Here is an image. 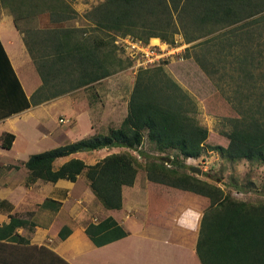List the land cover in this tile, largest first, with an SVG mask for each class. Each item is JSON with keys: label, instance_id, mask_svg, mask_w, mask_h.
<instances>
[{"label": "trees", "instance_id": "trees-1", "mask_svg": "<svg viewBox=\"0 0 264 264\" xmlns=\"http://www.w3.org/2000/svg\"><path fill=\"white\" fill-rule=\"evenodd\" d=\"M9 1L21 32V13L25 9L34 15L48 13L55 24L78 16L66 0ZM85 18L92 25L91 30L100 33L54 26L41 29L34 36L23 27L27 31L25 44L43 81L31 98L0 42V106L5 108L0 111V119L75 88L92 86L123 69L115 57V40L127 35L145 44L159 38L169 45L175 44L177 35H183L184 42L190 44L188 56L212 76L239 116L230 119L231 129L224 133L229 138L227 146L206 145L209 129L194 115L196 108L189 93L163 66L141 68L130 93L128 114L120 125L32 154L25 162L29 170L27 183L38 179L57 182L61 178L76 181L85 174L90 188L106 208L121 209L123 187L134 185L139 173L136 158L129 151L138 150L148 141L155 151L174 154L171 163L162 156L149 160L148 225L151 219L158 218L164 197L175 200L186 193V198H205L207 209L196 245L202 263L264 264V202L235 199L221 187L200 179L186 164L187 159L199 158L206 150L216 151L230 162L264 164V0H104L90 9ZM108 45L112 47L106 49ZM51 87L56 90L47 94ZM14 139L13 133L4 132L1 147L11 148ZM108 147L123 150L95 164L71 157L55 167L58 159ZM29 224L33 225L11 215L10 222L0 227V264H25L30 255L23 248L29 247L17 230ZM86 232L97 246L128 235L112 216L89 224ZM70 233L71 229L65 226L60 237L64 239ZM7 238L16 243L15 253L1 243ZM57 262L69 264L60 257Z\"/></svg>", "mask_w": 264, "mask_h": 264}, {"label": "crops", "instance_id": "crops-1", "mask_svg": "<svg viewBox=\"0 0 264 264\" xmlns=\"http://www.w3.org/2000/svg\"><path fill=\"white\" fill-rule=\"evenodd\" d=\"M0 42L27 96L31 98L43 83L42 79L41 81L34 79L35 71L40 78L42 77L27 49L24 34L17 28L14 17L9 14L0 17ZM110 77L95 82L100 83L97 91L102 94L101 103H88L87 108L84 105L81 110L76 108V103H79L81 99L80 90L86 88L84 86L39 104H32L23 111L0 119V137L4 132L15 135L11 148H3L0 145V155H9V158L3 159L9 163L5 162L0 171V227L10 222L11 215L26 219L33 224L17 230V233L27 240L24 244L29 247L23 248L30 255L26 257L25 264H52L55 260L57 264L58 257L69 264H176L175 253L187 257L183 264H203L196 245L202 218L207 209L205 198L197 196L186 198V193L175 200L164 197L158 209V218H153L152 212L153 219L148 225L151 190L147 174L142 176L139 173L134 185L123 187V207L117 210L108 209L101 203L90 188L85 174H81L76 181L61 178L57 182L38 179L27 183L29 170L25 162L32 154L45 150L42 148V151L32 152L36 146L27 140L29 133L23 129L22 124L29 118L36 116L42 118L43 112L50 108L47 106L55 105L54 99L61 100L63 98L60 97L78 91L72 95L74 113L72 120L76 122L75 125L80 116L85 115L86 112L90 136L107 132L110 126L120 125L127 116L129 100L128 98L125 101L123 109L118 112L115 107L117 102L105 100L111 82ZM122 87L118 86L115 92L117 97L118 92L120 94L123 92L120 90ZM4 109L0 106V111ZM109 114H113L110 119L107 118ZM65 132L68 134L70 131ZM64 144L67 142L62 145ZM120 150L121 147H108L92 152L99 156L96 152L105 151L106 153L101 157L103 159ZM71 157H74V154L65 157L58 167ZM96 162L86 161L87 164ZM7 164L11 165L7 166ZM12 165L14 167L10 168ZM171 201L174 204H171ZM110 216L125 228L128 235L97 246L87 234L86 229L89 224H98ZM65 226L71 229V233L62 239L60 231ZM1 243L15 253V242L7 238Z\"/></svg>", "mask_w": 264, "mask_h": 264}, {"label": "rangeland", "instance_id": "rangeland-1", "mask_svg": "<svg viewBox=\"0 0 264 264\" xmlns=\"http://www.w3.org/2000/svg\"><path fill=\"white\" fill-rule=\"evenodd\" d=\"M66 1L76 9L78 16H74L63 23L55 24L50 19L48 13L34 15L30 9H25L24 14L21 13L24 17L20 19V25L22 26L20 29L23 30L22 33L27 34V31L23 29L24 27L35 36V34L41 29L47 30L54 26L89 29V31H87L89 34L100 33L91 30L93 29L91 27L92 25L85 18V14L104 0ZM10 3L9 0H0V17L4 14L13 16ZM102 35L106 36L105 34ZM158 41L155 42L152 38L149 44L161 43L164 45V42L161 39ZM171 46L177 48L175 52L166 56V58L156 66H163L168 75L175 79L194 100V106L196 108L194 115L197 117L201 125L209 129V137L206 141V145L227 146L229 144V138L224 133L231 129L230 119L238 117V111L233 107L227 97L223 95L222 89L212 76L206 73L193 57L188 56L187 48L190 44L184 42L183 35H177L175 44ZM110 47L108 45L106 49H110ZM115 50V57L119 59L120 66L123 67V69L118 70L110 77L111 82L109 83L108 93L105 95V100L117 102L115 103V107L118 112L123 109L125 101L129 98V92L132 91L135 85L138 71L144 67L139 65L140 63L138 59L129 57L125 52L121 51L118 46H116ZM34 79L38 81H41L42 79L39 77L37 71H35ZM99 85L100 83H95L92 86L80 90L81 99L79 103L75 102L77 105L76 108H80L81 110L82 106H86L88 103H101L102 94L97 91V87H100ZM118 86H123L120 88L123 92L121 94L118 92L119 96L117 97L115 92L117 91ZM55 90V87H51L47 94H50ZM77 92L78 91L66 94L63 97H60L63 98L61 100L59 98L54 99V102L56 101L55 105L47 106L50 108L43 112L42 118L37 116L29 118L22 124L23 129H26L29 133L27 140L36 146L32 149L33 153L38 152L37 150L42 151V148L43 150H49L66 142L71 143L82 138L90 137L86 112L84 113L85 115L80 116L76 125V122L72 120L74 119L72 95ZM38 98L40 97L37 96V99ZM85 108H87V106ZM112 116L113 114H109L107 118L110 119ZM74 125L75 127L73 128ZM62 131L64 133H66L65 131L70 132L64 134ZM120 151H122V148ZM94 153L95 152L92 151H81L80 153L78 152L74 154V157L94 163L98 159H101L102 154L104 155L106 152H96L100 157L96 156ZM129 153L136 158L138 171H140L139 173L142 176L146 174L147 166L151 162L149 160H151L152 157L166 156L173 158L174 155L173 153L165 154L155 151L152 144H149L148 141H146L138 150H131ZM0 158H2L0 159L1 171L4 163H9L8 161L3 160L9 158V155L3 154L0 155ZM64 159L65 158L58 159L59 162H56L57 164H55V166L58 167L59 163ZM186 164L201 168L202 174L198 175L196 173L200 179L221 187L225 191V194H231L235 199L255 204L264 202V164L252 163L246 160L230 162L224 159L218 152L212 150H206L199 158L187 159ZM8 165L11 164H7V166ZM11 167L14 166L12 165L10 168ZM182 255L180 253H175L176 264H183L187 260V257H183Z\"/></svg>", "mask_w": 264, "mask_h": 264}, {"label": "built area", "instance_id": "built-area-1", "mask_svg": "<svg viewBox=\"0 0 264 264\" xmlns=\"http://www.w3.org/2000/svg\"><path fill=\"white\" fill-rule=\"evenodd\" d=\"M115 44L129 57L138 59L139 65L144 68L160 64L166 56L174 53L177 49L166 42H164V45L161 43L145 44L132 35H127L125 37L118 36L115 40Z\"/></svg>", "mask_w": 264, "mask_h": 264}, {"label": "water", "instance_id": "water-1", "mask_svg": "<svg viewBox=\"0 0 264 264\" xmlns=\"http://www.w3.org/2000/svg\"><path fill=\"white\" fill-rule=\"evenodd\" d=\"M162 159L166 160L167 162H170L172 160L171 157H166V156H163ZM191 171H193L194 173H197L198 175L202 174V169L197 166H191Z\"/></svg>", "mask_w": 264, "mask_h": 264}, {"label": "bare ground", "instance_id": "bare-ground-1", "mask_svg": "<svg viewBox=\"0 0 264 264\" xmlns=\"http://www.w3.org/2000/svg\"><path fill=\"white\" fill-rule=\"evenodd\" d=\"M159 39H154L155 42H157ZM159 42V41H158Z\"/></svg>", "mask_w": 264, "mask_h": 264}]
</instances>
